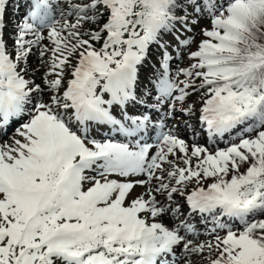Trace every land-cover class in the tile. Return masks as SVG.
<instances>
[{
  "label": "snow or ice",
  "instance_id": "snow-or-ice-1",
  "mask_svg": "<svg viewBox=\"0 0 264 264\" xmlns=\"http://www.w3.org/2000/svg\"><path fill=\"white\" fill-rule=\"evenodd\" d=\"M7 3L0 133L20 123L0 143V264H264V0H25L11 46ZM202 18L204 39L171 75L194 43L180 29ZM197 111L210 141L238 132L239 142L213 151L168 127ZM174 194L210 220L211 239L180 220Z\"/></svg>",
  "mask_w": 264,
  "mask_h": 264
},
{
  "label": "rangeland",
  "instance_id": "rangeland-1",
  "mask_svg": "<svg viewBox=\"0 0 264 264\" xmlns=\"http://www.w3.org/2000/svg\"><path fill=\"white\" fill-rule=\"evenodd\" d=\"M12 11H14V9H13ZM15 11H16V10H15ZM10 21H12V18H10L8 22H10ZM19 23H20V22H19ZM17 24H18V23H16V25H17ZM197 25H198V24H197ZM13 28L15 29L16 26L13 27ZM14 29H11L10 32L8 31V33H10V37H9V38H7V37L4 38V40L8 43L9 46L12 45V41H11V39H12V35L14 34V33H12V31H13ZM196 29H197V28H196ZM44 33H47L46 30L44 31ZM44 33H43V34H44ZM193 36H194V35L187 34V35L181 36V39H183V38H187V37H193ZM14 38H15V37H14ZM27 38H28V39H32L31 36H29V37H27ZM193 38H194V37H193ZM169 41H170V40H169L168 37H166V38L163 39V42L169 43ZM197 41H198V37H195V38H194V43L191 45V47L188 48V49H184V50H183V53H182L181 58H180V59H173V60L170 62V71H171V75L175 76V74H176L178 68H185V67L189 66L190 61H189L188 58H187V57H188L187 54H188L190 51H192V50L194 49V47H195ZM43 43H44V45L46 46V45L48 44V41H44ZM174 48H175V47H174ZM169 51H170V53H171L173 50H170V49H169ZM34 53H35V50H34ZM33 56H34V58H35V60H36V63H37V66H36V67H38V66H39V63H38V60H37V54H34ZM157 60H158V56H157V49H156V50L154 51V56L149 55V58H148V60L146 61L145 67L142 68V70H141V74H144V78H143V76L141 75V82H142V83L145 81V78H147V77H152V76H153V72H152L151 70H148V73H146V72H147V69H146V68H150V66L148 65V61H152L153 65H157ZM175 66H176V67H175ZM152 68H153V67H152ZM150 71H151V72H150ZM41 74H42L41 72H37V73L34 74V77L36 78V82H37V83L40 82L39 77H40ZM180 77H182V79H184L183 76H180ZM182 79H181V80H182ZM187 104H188V105H194V107L198 109V108L201 106L198 94H195V93L191 94V95L187 98ZM196 114H198V111L196 112ZM178 116H180V114H178ZM182 118H183V119H187L186 121H187L188 123L192 124L193 126H196V128L198 129V131H197V135H196L195 137H193L192 129H188L189 132L191 131V134H189V135H184L185 137L187 136V137L185 138L187 142H189V143L191 144V143L195 142L196 139H197V140H200V137H201V136L204 137V134L199 132V130H200L199 125H197L196 123L193 122L194 120L192 119V116H191V117L188 116L187 118H185L184 116H182ZM182 121H185V120H182ZM192 122H193V123H192ZM181 123H182V122H179V121L176 119V120L173 121L172 123L168 124V127H172L173 124H175L177 127H179L180 125H182ZM102 130H103L102 127H100L99 125H93V126H90V134H91L93 137H95L96 139H102V138L100 137V134H101V131H102ZM166 130H167V128L165 129V131H166ZM154 135H155V133L153 132V136H154ZM184 136H180V137H181V138H184ZM12 137H13V136H10L9 140H7L6 142H9V143H10L11 140H12ZM205 140L208 141V139H206V138H205ZM203 141H204V140H203ZM206 143L209 144V142H206ZM202 144H204V142H202ZM194 162H195V161H194ZM142 192H143V189H142V188H140V187H136V188L134 189L133 193H132V196H130L129 199L133 198V197L136 196V195H139V194L142 193ZM157 198H158V199H162V198L159 197V196H158ZM176 200H177V199H176ZM185 206H186V205H185ZM181 217H182V216H181ZM181 217H180V218H181ZM189 218H190V216H186V217H184V219H180V220H183V221H185V222H189ZM180 220H174V219L172 220L171 215L169 214V216H167V217L164 218V223H165L167 226H169V227H175L176 224H178V223L180 222ZM181 233H182V232H181ZM206 252H207V251H206ZM206 252L203 253V257H205V258L207 257ZM189 259L192 260V264H207V259H204V258H202L201 256H192V257H190Z\"/></svg>",
  "mask_w": 264,
  "mask_h": 264
},
{
  "label": "bare ground",
  "instance_id": "bare-ground-1",
  "mask_svg": "<svg viewBox=\"0 0 264 264\" xmlns=\"http://www.w3.org/2000/svg\"><path fill=\"white\" fill-rule=\"evenodd\" d=\"M179 129H180V131H179L178 135H180V134L188 135L190 133L189 130L185 128V126H180Z\"/></svg>",
  "mask_w": 264,
  "mask_h": 264
},
{
  "label": "trees",
  "instance_id": "trees-1",
  "mask_svg": "<svg viewBox=\"0 0 264 264\" xmlns=\"http://www.w3.org/2000/svg\"><path fill=\"white\" fill-rule=\"evenodd\" d=\"M245 167H246V165H245ZM241 170L243 171V168ZM261 218H264V217H261Z\"/></svg>",
  "mask_w": 264,
  "mask_h": 264
}]
</instances>
